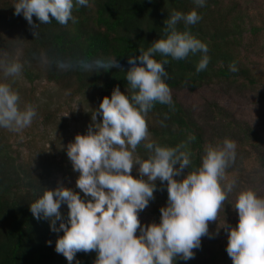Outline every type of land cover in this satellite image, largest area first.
Here are the masks:
<instances>
[{"label": "clouds", "instance_id": "9594fccd", "mask_svg": "<svg viewBox=\"0 0 264 264\" xmlns=\"http://www.w3.org/2000/svg\"><path fill=\"white\" fill-rule=\"evenodd\" d=\"M88 3L89 0H13L12 7L14 15H22L29 25L38 27L33 25V16L43 24L51 23L50 16L60 25L75 23L74 7ZM193 4L202 8L206 0H193ZM195 8L187 13H170L164 21V38L151 43L147 51L139 50V56H128L131 67L124 72V78L129 94L114 88L110 98H102L92 112V124L86 133L77 134L67 145L66 155L73 171L79 173L76 186L90 199H81L73 190L59 186L46 189L29 205L34 218L47 220L52 232L63 233L57 237L54 250L68 264L78 252L89 251L96 252L94 264H175L177 258L192 259L201 237L210 235L208 223L218 221L223 203L236 186L234 180L222 183L236 156V145L230 139L219 147L208 146L201 165L187 171L179 181L174 177L188 170V143L195 138L189 137L176 147L146 142L148 112L157 103L172 104L171 90L164 79L168 61H157L154 56L183 60L199 54L197 72L205 70L209 63L207 45L188 30L201 20ZM181 23L184 31L178 30ZM57 66L70 70L73 64L60 61ZM78 66L87 73L120 67L116 58L80 60ZM22 67L19 62L0 61L6 77L19 76ZM229 70L238 71L235 64ZM36 115L31 105L20 107V96L10 85L0 83V128L20 132L31 125ZM141 144L150 154L143 160L133 155ZM134 165L139 166L140 178L131 175ZM157 180L162 185L167 182L166 206L159 210V223L145 226L138 212L154 199ZM62 204L68 209L66 221L60 211ZM231 205L238 215L235 227L225 221L218 224L227 231L225 250L232 264H264V198L252 190H241Z\"/></svg>", "mask_w": 264, "mask_h": 264}, {"label": "trees", "instance_id": "16d2710c", "mask_svg": "<svg viewBox=\"0 0 264 264\" xmlns=\"http://www.w3.org/2000/svg\"><path fill=\"white\" fill-rule=\"evenodd\" d=\"M194 8L193 0H89L87 6L74 7L75 23L69 21L67 25H60L50 16L51 23L43 24L33 16V25L38 27L29 25L22 15H14L13 9V15L8 17L9 24L16 26V39L3 40V32L0 31V49H7L13 42L20 46L22 71L28 80L33 79L29 65L43 61L48 81L73 86L77 93L92 91L100 103L102 98H110L114 88H119L125 95L129 94L124 78V72L131 67L127 62L128 56H139V50L147 51L151 43L164 38V21L170 13H187ZM195 10L201 20L189 26L188 30L207 45L210 60L205 70L197 72L199 54L189 55L183 60L155 55L157 61H168L164 65L167 72L164 79L169 88L193 90L216 79L258 84L259 80L252 73L254 69L240 50L246 52L249 47L262 41L259 52H264V0H206L204 7ZM0 24L8 26L3 22ZM177 27L180 31L185 30L183 23ZM34 32L36 35H33ZM107 58H116L120 67L87 73L78 66L80 60L91 62ZM60 61L71 62L73 67L63 70L57 66ZM232 64L236 65L238 71L229 70ZM147 118L153 120V126L148 127L150 139L147 142L176 147L187 142L189 137H194L188 143L191 163L188 170H184L187 174V171L201 165L204 138L196 131V124L176 99L172 98L171 105L155 104ZM239 130L243 135L241 144L255 145L264 150V137L254 129L244 125ZM10 149L0 128V264H68L65 257L54 250L57 237L63 233L52 232L49 222L34 218L29 208L46 190L44 185L36 182L31 173L17 163ZM136 152L141 160L150 155L142 144ZM259 160L264 164L261 157ZM165 185L166 182L163 185L160 183L156 191L167 201ZM75 192L81 199H90L78 188ZM60 211L66 221L67 206L62 204ZM48 241L52 243L48 244ZM95 260V251L78 252L72 264L77 261L79 264H94ZM175 264L213 262L210 259L198 261L193 257L187 261L177 258Z\"/></svg>", "mask_w": 264, "mask_h": 264}, {"label": "rangeland", "instance_id": "374dc122", "mask_svg": "<svg viewBox=\"0 0 264 264\" xmlns=\"http://www.w3.org/2000/svg\"><path fill=\"white\" fill-rule=\"evenodd\" d=\"M11 3L12 0H0V22L8 26V16L13 15ZM8 26L0 24V31L3 32L1 39L15 41L16 26ZM261 42L249 47L246 52L240 50L254 69L252 73L259 80L258 84L216 79L193 90L185 87L170 89L172 98L181 104L189 119L196 124V131L204 138L202 156L208 146H222L225 139L232 140L236 145L235 160L226 169V179L222 182L234 180L236 186L228 194V201L223 203L218 221L208 223L210 235L201 237L200 247L193 249L194 258L198 261L210 259L213 264H232L225 250L227 231L218 223L225 221L226 225L235 227L238 215L231 204H234L237 192L252 190L258 197L264 198V164L259 160L261 157L264 161V150L255 145L241 144L243 135L239 130V127L248 125L264 137V52H259ZM21 53L20 46L13 42L7 49H0V61L19 62L23 66ZM29 68L33 73L31 81L23 71L19 76L6 77L0 69V83L10 85L19 94L21 108L31 105L37 115L31 125L20 132L1 130L17 163L30 172L36 182L42 183L48 190L63 186L75 192L79 173L73 171L66 147L77 134L84 135L92 124L91 115L98 109V97L92 91L77 93L73 86L48 81L43 61L29 65ZM99 120L98 115L97 122ZM146 123L148 127L153 126L151 118H147ZM149 137L150 134L147 141ZM133 155L139 158L136 151ZM138 167L134 165L131 171L134 178H140ZM185 175L183 170L174 179L179 181ZM154 183L157 187L161 182L157 180ZM153 195L154 199L149 201L148 206L138 212V219L145 226L159 223V210L166 206V201L156 190ZM139 234L138 229L136 235Z\"/></svg>", "mask_w": 264, "mask_h": 264}]
</instances>
